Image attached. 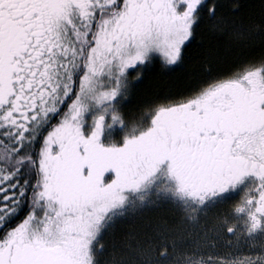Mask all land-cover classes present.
Segmentation results:
<instances>
[{"label": "snow or ice", "instance_id": "snow-or-ice-1", "mask_svg": "<svg viewBox=\"0 0 264 264\" xmlns=\"http://www.w3.org/2000/svg\"><path fill=\"white\" fill-rule=\"evenodd\" d=\"M217 204L264 232V0H0V264H264Z\"/></svg>", "mask_w": 264, "mask_h": 264}, {"label": "trees", "instance_id": "trees-1", "mask_svg": "<svg viewBox=\"0 0 264 264\" xmlns=\"http://www.w3.org/2000/svg\"><path fill=\"white\" fill-rule=\"evenodd\" d=\"M149 87L155 91L160 92H175L182 88V80L180 79L179 71L175 74V76L171 79L165 78L162 80L153 81ZM234 216L231 214V205L230 204H217L209 207L206 213L201 214V220H210L215 224L214 230V238L217 241V249L218 251L230 253L231 245H227L228 243H233L232 239H229L225 232L224 226L225 221L233 222L235 219H232ZM189 228L193 230H198L200 227L199 223L188 225ZM206 242V241H205ZM231 255V254H230Z\"/></svg>", "mask_w": 264, "mask_h": 264}, {"label": "flooded vegetation", "instance_id": "flooded-vegetation-1", "mask_svg": "<svg viewBox=\"0 0 264 264\" xmlns=\"http://www.w3.org/2000/svg\"><path fill=\"white\" fill-rule=\"evenodd\" d=\"M232 219L236 220V217H233ZM229 239H232L233 243H228L227 245H231V251L235 250L232 253H229L231 255L234 254L237 256L238 253L243 255V252L253 255L257 250L264 251V232H258L251 237H246L238 232L235 236H232Z\"/></svg>", "mask_w": 264, "mask_h": 264}, {"label": "rangeland", "instance_id": "rangeland-1", "mask_svg": "<svg viewBox=\"0 0 264 264\" xmlns=\"http://www.w3.org/2000/svg\"><path fill=\"white\" fill-rule=\"evenodd\" d=\"M233 251H235V250H233ZM233 251H231L230 253H232ZM244 254L243 255H240L241 253H238L237 254V256L236 255H234L237 259H243L246 255H250L249 253H247V252H243Z\"/></svg>", "mask_w": 264, "mask_h": 264}]
</instances>
